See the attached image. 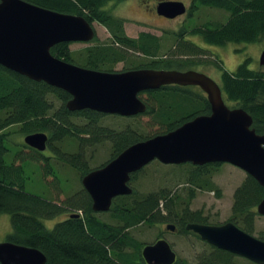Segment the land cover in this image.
Segmentation results:
<instances>
[{"label": "trees", "instance_id": "1", "mask_svg": "<svg viewBox=\"0 0 264 264\" xmlns=\"http://www.w3.org/2000/svg\"><path fill=\"white\" fill-rule=\"evenodd\" d=\"M31 1L60 11L84 14L91 23L96 20L106 25L111 33L109 41L89 44L81 52L71 49V42L65 40L51 48L59 57L102 70H116L118 61L126 64L120 70L139 66L192 68L203 61L201 58L205 50L192 39L186 38L190 31L216 44L254 40L264 42V0H192V13L204 5L222 8L229 14L224 20L210 19L180 29L175 34L173 48L166 53H160L163 38L159 34L148 30L141 31L137 36L130 35L125 18L104 7L111 0ZM208 61L223 69L221 86L225 98L234 106L248 109L254 116L253 126L258 132L264 133V69L250 67L249 55L234 70L226 68L218 55ZM140 94L141 97L147 94L143 98L148 103V109L133 117L150 115L151 121L159 125L157 131L143 132L132 123L120 128L109 126L102 121L105 113L89 108L72 111L66 104L71 97L67 89L51 85L45 80L32 79L0 64V213H10L12 222V230L6 239L42 249L48 257L47 264H149L142 255L143 242L132 232L140 224L173 222L181 233L201 237L193 230H188L187 223H209L211 219L202 208H192L191 202L198 194V189H209L216 192L217 196L222 195L220 186L213 178L222 164L219 161L205 164L176 163L183 174V180L180 181L182 189L173 190L163 186L144 191L133 185L132 193L114 197L111 208L103 210L109 213L108 218L99 215L103 211L93 209L91 195L83 186L66 195L63 202L47 199L25 187L29 176L24 160L40 158L44 174H53L59 181L58 169L52 161L55 157L70 164L81 182V177L95 168L89 162L93 153L88 156L86 152L90 145L109 140L112 144L109 161L122 149L142 138L167 132L198 114L211 112L207 94L194 84L172 82ZM14 124L24 134L36 130L47 131L48 147L52 153H45L24 142L20 144L14 158L6 160L10 150L6 140L12 132L9 127ZM65 141L76 143L78 149L71 151L62 148ZM144 168L133 172L131 182ZM262 197L264 185L247 174L235 189L229 220L253 233L259 215L257 205ZM66 211L70 212L53 228L47 227L43 221L45 217ZM71 212L78 215H70ZM257 236L264 239V229ZM204 241L209 247L201 249L195 255L194 262L186 257H178L174 264H239L237 254L233 251Z\"/></svg>", "mask_w": 264, "mask_h": 264}, {"label": "water", "instance_id": "2", "mask_svg": "<svg viewBox=\"0 0 264 264\" xmlns=\"http://www.w3.org/2000/svg\"><path fill=\"white\" fill-rule=\"evenodd\" d=\"M157 9L164 16L175 17L187 8L182 0H160ZM96 34L95 25L84 14L56 10L31 0H0V64L67 89L71 94L66 101L70 110L141 114L148 109V103L140 92L173 82L200 86L207 94L211 112L198 114L167 132L142 138L103 165L91 168L81 178L95 211H108L114 197L132 193L133 172L154 158L170 164L230 161L264 185V133L253 126L254 116L248 109L227 104L220 83L209 74L193 67L102 70L66 60L51 51L63 40L88 42ZM260 64L264 65V49ZM48 136L47 131L36 130L25 134V142L44 151ZM257 211L264 214V197ZM166 227L175 230L177 225L167 222ZM186 228L219 248L264 264V239L232 219L220 223L189 222ZM174 248L167 237H161L147 241L142 255L149 264H174L178 256ZM47 259L45 252L32 244L0 241L2 264H47Z\"/></svg>", "mask_w": 264, "mask_h": 264}, {"label": "rangeland", "instance_id": "3", "mask_svg": "<svg viewBox=\"0 0 264 264\" xmlns=\"http://www.w3.org/2000/svg\"><path fill=\"white\" fill-rule=\"evenodd\" d=\"M154 0H111L107 5L106 9H111L112 12L118 16L125 18L126 20V29L128 33L132 36H137L141 31H150L155 34H159L163 39V47L160 53H166L170 48H173L175 44L176 37L175 34L180 31V29L186 28L190 25L200 24L213 19V20H224L228 16V11L223 10L222 8H211L207 6H200L199 9L195 10L194 14L190 12V6L192 0H184L187 3V11L175 18H164L157 15L155 12L148 10L150 5L153 4ZM142 19V20H139ZM94 25L97 31L98 39L93 41H72L70 46L71 49L81 52L84 50L85 46L98 42H106L110 40V31L106 25L94 21ZM186 38L192 41H195L197 44L202 46L205 50L204 55L201 59L203 61L193 66V68L204 71L209 74L220 84L222 83V74L223 69L214 64V62L208 61L212 59L215 55L221 57L224 61L226 68L234 70L237 66L244 60V58L249 55L251 56L250 67L252 68H263L264 65L260 64V54L264 49V42L252 41V42H227L225 44H216L206 41L201 34L192 33L191 31L187 33ZM126 66L125 62L118 61L115 68L116 70L124 69ZM143 97H147V94H143ZM226 102L230 106H234L231 101L227 98ZM84 121V120H83ZM104 124L111 125L115 128L124 127L128 124L139 126V129L143 132H152L157 131L159 128L158 124H154L151 121L150 115H144L140 118H135L131 116H125L121 114H112L105 113L102 117ZM18 125H13L9 127V130L12 132L8 135L6 140L7 145L10 150L7 153V159L10 161L14 158L16 151L21 147V143L25 142V134L19 132ZM62 148H69L71 151L78 149V145L72 142H64V145H61ZM111 147L112 144L109 140L98 143L86 148L87 155L93 153V158L89 159L92 167L99 166L100 164L107 162L111 157ZM24 148L29 150L27 146ZM45 153L51 154L49 147L45 149ZM52 161L58 169L60 175L59 181L57 178H54L53 174H44L42 162L40 158L27 159L24 160L27 177L26 189L33 193H40V195L46 197L50 200L55 201H64L68 194L73 193L77 189H80L83 186L82 178L81 182L79 180L78 173L72 169L70 164L67 162L56 160L55 157L52 158ZM102 162V163H101ZM105 162V163H106ZM103 165V164H102ZM145 168L137 174L136 177L132 180L131 184L137 186L139 190H148V189H157L163 186L171 187L173 190L177 188L182 189L183 186L180 181L183 179V174L180 168L175 163H163L158 159L150 161L148 164L144 165ZM247 172L233 163L222 162L218 167L217 172L214 173V180L220 186L222 190V195L217 196L216 192L202 189H198V194L191 202L192 208H202L206 214H209L211 223H220L229 220L232 213V205L234 200V192L237 186L244 181L247 176ZM84 187V186H83ZM72 210V209H71ZM70 210V211H71ZM70 211L61 212L56 216H50L43 218L44 223L47 227L53 228L55 224L66 217ZM74 211V210H73ZM102 218H108L109 213L102 212L99 213ZM209 222V223H210ZM264 229V214H259L256 218V227L253 232L254 235ZM12 230L11 214L8 212L0 213V241L7 238V234ZM132 232L137 236V239H140L143 244L147 241L152 242L156 240L160 235L164 234L167 239L172 243L174 249L178 253V257H186L189 261H195V255L201 251V249H207L208 244L200 237H197L193 234L181 233L178 230L172 231L167 229L166 222L149 225L147 223L140 224L139 226L132 229ZM144 246V245H143ZM237 261L239 264H259L255 260L246 258L244 255L237 254Z\"/></svg>", "mask_w": 264, "mask_h": 264}, {"label": "flooded vegetation", "instance_id": "4", "mask_svg": "<svg viewBox=\"0 0 264 264\" xmlns=\"http://www.w3.org/2000/svg\"><path fill=\"white\" fill-rule=\"evenodd\" d=\"M127 2L128 1H132V0H126ZM159 1L160 0H154L152 3L153 4H155V5H153V6H151V4L150 3H148L147 5L149 6L150 5V7H149V9L148 10H151L152 9V12H155L157 15H160V17H164V18H170V19H175V18H177L179 15H177V16H175V17H170V16H164V15H162V14H160V13H158V9H157V4L159 3ZM182 1H184V0H182ZM143 2H146V0H143ZM185 2V1H184ZM191 3V5H192V2H190ZM185 4H186V8H187V3L185 2ZM186 11H187V9H186ZM185 11V12H186ZM184 12V13H185ZM193 11L191 10V6H190V12L189 13H191V14H194L195 13V11H194V13H192ZM184 13H182V14H184ZM182 14H180V15H182ZM139 20H142V19H139ZM125 25H126V23H125ZM194 86H197V87H199L198 85H194ZM205 91V90H204ZM179 228H178V226L175 228V230H172V231H176V230H178ZM190 229V228H189ZM188 229V230H189ZM161 237H166L164 234H162V236L160 235L158 238H161ZM158 238H156V239H158ZM204 240V239H203Z\"/></svg>", "mask_w": 264, "mask_h": 264}]
</instances>
